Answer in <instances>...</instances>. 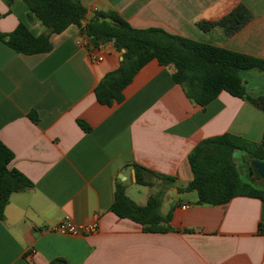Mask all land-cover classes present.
I'll use <instances>...</instances> for the list:
<instances>
[{"label":"crops","instance_id":"0c3cea01","mask_svg":"<svg viewBox=\"0 0 264 264\" xmlns=\"http://www.w3.org/2000/svg\"><path fill=\"white\" fill-rule=\"evenodd\" d=\"M80 2L87 18L114 11L134 29L157 28L264 60V0ZM241 6L250 19L227 34L219 22ZM19 23L34 36L45 32L22 0H0V32L11 33ZM80 39L87 40L69 26L51 37L50 52L36 55L0 42V142L13 154L9 168L32 183L4 208L0 264L56 258L68 264H264L263 200L238 196L202 206L194 191H178L192 180L188 155L199 142L231 134L260 144L264 111L225 91L201 107L174 82V67L155 60L136 73L120 102L100 104L94 90L119 67L122 52L106 42L93 47L103 59L92 63ZM255 90L247 88L258 95ZM134 165L145 170L147 185L136 184ZM117 184L126 196L132 185L147 188L138 202L130 199L140 206L160 193L169 229L144 232L116 216ZM65 217L75 225L96 222L98 229L83 236L47 230Z\"/></svg>","mask_w":264,"mask_h":264},{"label":"trees","instance_id":"16d2710c","mask_svg":"<svg viewBox=\"0 0 264 264\" xmlns=\"http://www.w3.org/2000/svg\"><path fill=\"white\" fill-rule=\"evenodd\" d=\"M22 1L30 16L34 15L45 27V32L34 36L22 23L11 33L0 32V42L14 52L22 55L48 53L52 49L51 37L69 26L78 27L93 47L112 42L114 48L122 52L119 67L106 74L94 90L100 104L120 102L124 88L136 73L149 61L155 60L160 66L174 67V82L182 87L190 101L201 107L225 91L264 111V93L251 95L242 79L245 71L257 70L264 75L263 59L181 38L157 28L134 29L114 11L95 12L87 18L80 0ZM12 2L7 0L8 5ZM249 19L250 14L241 6L223 18L219 25L227 34H233ZM207 27L210 25L203 28ZM236 150L245 153L244 162L264 161V140L254 144L231 134L204 139L188 155L192 180L178 191H194L196 204L202 206L225 204L238 196L264 201V183L242 179L233 158ZM12 159V152L0 142V219L4 217L10 196L32 187L21 173L9 168ZM134 168L136 184L147 185L142 173L145 170L136 165ZM161 203L162 196L158 193L151 195L143 206L137 205L126 196L124 186L117 184L111 211L119 218L139 224L144 232H162L169 229L170 214L163 216L160 213ZM50 264L68 263L56 258Z\"/></svg>","mask_w":264,"mask_h":264},{"label":"rangeland","instance_id":"374dc122","mask_svg":"<svg viewBox=\"0 0 264 264\" xmlns=\"http://www.w3.org/2000/svg\"><path fill=\"white\" fill-rule=\"evenodd\" d=\"M242 79L245 80L246 86L249 90L256 87L257 90L254 91L255 93H264V75L261 72L259 73L257 70L242 72ZM233 157L242 179L251 182V179H249L250 171L247 168L246 162H244L245 153L242 151H235ZM141 191L147 192L149 190L141 186L132 185L128 188L127 197L138 202L137 199L142 194ZM192 198H196V196H192Z\"/></svg>","mask_w":264,"mask_h":264},{"label":"built area","instance_id":"2783aa9c","mask_svg":"<svg viewBox=\"0 0 264 264\" xmlns=\"http://www.w3.org/2000/svg\"><path fill=\"white\" fill-rule=\"evenodd\" d=\"M78 45L85 47L87 50L88 57L92 63L101 62L103 57L102 55L96 51L91 45L90 41L87 40H79ZM98 225L96 222L84 223L82 225L73 224L68 217H65L58 221L55 225L47 228L48 231L71 235V236H83L90 235L97 231ZM264 230V225L262 226Z\"/></svg>","mask_w":264,"mask_h":264},{"label":"water","instance_id":"95a60500","mask_svg":"<svg viewBox=\"0 0 264 264\" xmlns=\"http://www.w3.org/2000/svg\"><path fill=\"white\" fill-rule=\"evenodd\" d=\"M250 174L252 175L253 171L257 174V176H260L261 178H264V161H254L252 162V166L249 169Z\"/></svg>","mask_w":264,"mask_h":264},{"label":"flooded vegetation","instance_id":"af4514ba","mask_svg":"<svg viewBox=\"0 0 264 264\" xmlns=\"http://www.w3.org/2000/svg\"><path fill=\"white\" fill-rule=\"evenodd\" d=\"M246 165H247V168L249 170L250 167L252 166V163L247 161ZM249 179H251L252 183H256V184L264 183V178H261L260 176H257V174L254 171H253L252 175H249Z\"/></svg>","mask_w":264,"mask_h":264}]
</instances>
